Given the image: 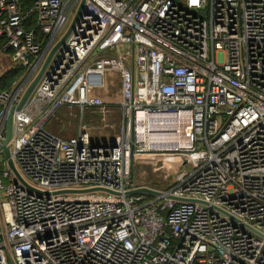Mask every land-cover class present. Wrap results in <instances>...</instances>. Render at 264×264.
Wrapping results in <instances>:
<instances>
[{"label":"built area","instance_id":"obj_1","mask_svg":"<svg viewBox=\"0 0 264 264\" xmlns=\"http://www.w3.org/2000/svg\"><path fill=\"white\" fill-rule=\"evenodd\" d=\"M26 1L0 0V264H264V0ZM83 1L13 115L18 177L8 112ZM111 107L93 141L85 110ZM74 109L75 137L46 130ZM144 161L174 184L136 186Z\"/></svg>","mask_w":264,"mask_h":264},{"label":"rangeland","instance_id":"obj_2","mask_svg":"<svg viewBox=\"0 0 264 264\" xmlns=\"http://www.w3.org/2000/svg\"><path fill=\"white\" fill-rule=\"evenodd\" d=\"M118 90L119 84L115 83V86H111L103 95V98L112 105V102L118 101ZM107 94V95H106ZM111 114H109L106 118L105 123L103 122V117L99 112L92 110L91 108H87L83 115V122L88 129L90 130V135L93 141L103 140L106 135L115 136L120 132V109L117 107L110 108ZM79 110L74 109L72 112H68L66 110H62L58 115H55L45 126L46 130L51 134H55L59 137H63L65 139H71L75 137L76 132L79 126ZM156 163L151 161H144L142 164H137L134 168V184L136 186L141 185H150V186H158L163 188L169 184L173 185L175 177L174 175H170V180L166 182L167 179H164L163 174L161 177L156 175L154 172V166ZM158 165V164H157ZM181 170L190 171L191 168L189 165H182ZM157 184V185H156Z\"/></svg>","mask_w":264,"mask_h":264},{"label":"water","instance_id":"obj_3","mask_svg":"<svg viewBox=\"0 0 264 264\" xmlns=\"http://www.w3.org/2000/svg\"><path fill=\"white\" fill-rule=\"evenodd\" d=\"M85 5V1H83L81 3L80 9L75 17L74 22L72 23V26L70 28V30L62 37V39L60 40V42L56 45V47L49 53L42 69L40 70V72L38 73V75L35 77V79L32 81V83L29 85V87L27 88L20 104L17 107H12L7 115V119H6V130H5V140L3 142V153L4 156L7 158L8 160V164L10 166V168L12 169V171L19 177V174L16 171V168L14 166L13 161L11 160V156H10V149L8 147L9 142L12 139L13 136V115L16 111H19L21 108H23V106L27 103V101L29 100V98L31 97V95L33 94L34 90L36 89L37 85L39 84L41 78L43 77L47 67L49 66L53 56L55 55V53L57 52V50L65 43V41L67 40V38L69 37V35L71 34L75 24L77 23L81 13L83 12V8ZM136 193H147L149 195H156V192L146 188V187H142L137 189V191H135Z\"/></svg>","mask_w":264,"mask_h":264},{"label":"trees","instance_id":"obj_4","mask_svg":"<svg viewBox=\"0 0 264 264\" xmlns=\"http://www.w3.org/2000/svg\"><path fill=\"white\" fill-rule=\"evenodd\" d=\"M26 7L28 5V2L25 0ZM23 69L14 70L10 73H8L3 79H2V88L5 90H10L12 84L16 81H18L24 74ZM157 185V184H156ZM154 187H158L155 186Z\"/></svg>","mask_w":264,"mask_h":264},{"label":"crops","instance_id":"obj_5","mask_svg":"<svg viewBox=\"0 0 264 264\" xmlns=\"http://www.w3.org/2000/svg\"><path fill=\"white\" fill-rule=\"evenodd\" d=\"M119 113H120V112H119ZM111 137H112V136H109V135H106V136H105V138H111ZM153 168H154V172H156V175H157L158 177H161L160 175L163 174V172H162L161 169L158 170V168H160L159 165L156 164ZM149 186H150V185H149Z\"/></svg>","mask_w":264,"mask_h":264}]
</instances>
